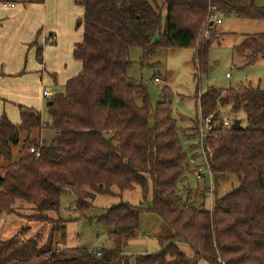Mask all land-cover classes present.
Segmentation results:
<instances>
[{
	"label": "trees",
	"instance_id": "1",
	"mask_svg": "<svg viewBox=\"0 0 264 264\" xmlns=\"http://www.w3.org/2000/svg\"><path fill=\"white\" fill-rule=\"evenodd\" d=\"M75 1L83 7V32L72 56L81 67L46 103L50 122L42 126L40 111L20 104L18 124L4 112L0 116V160L6 162L0 164V213L24 219L15 232L0 236V264H129L124 248L139 227L141 209L157 214L172 235L164 249L134 256L135 264H197L201 259L264 264V89L208 86L198 96L203 116L218 114V104L245 116L242 129L225 128L205 138L214 187L228 174L239 181L209 208L179 194L186 190L190 167L172 115L171 91L163 86V100L153 107L145 87L127 74L133 47L146 55L194 45L197 69L207 71L210 36L215 35L209 16L264 20V6L256 0ZM204 30L209 36L199 40ZM235 49L248 53L249 63L264 57V31L245 37ZM41 51L37 45L39 62ZM46 127L54 130L49 144L41 140ZM13 145L23 152L16 160ZM135 188L137 205L120 199L97 216L109 229L112 248L97 254L57 246L55 234L64 236L62 194H72L79 211L92 207L98 194L121 197ZM19 209L29 212L22 216ZM178 241L190 246V255Z\"/></svg>",
	"mask_w": 264,
	"mask_h": 264
},
{
	"label": "rangeland",
	"instance_id": "2",
	"mask_svg": "<svg viewBox=\"0 0 264 264\" xmlns=\"http://www.w3.org/2000/svg\"><path fill=\"white\" fill-rule=\"evenodd\" d=\"M49 2V7L52 6L54 10L53 18L57 14L59 20L65 25L66 22L67 25H71L75 36L82 33L83 26L82 24L78 25V22L83 18V8L75 0H49ZM256 4L264 6V0H256ZM213 28L215 35L210 36L207 71H198L197 63L193 59L194 45L158 48L146 55L143 54L141 48L133 47L129 52L130 62L127 67V74L132 82L142 84L147 90L153 107L157 102L163 100V86L166 85L171 91L169 101L172 115L176 120L178 136L186 154L187 164L190 167L189 170L185 171L186 179L183 186L186 190H181L179 194L183 200L195 199L198 202L196 205L202 202L209 208L212 206L215 197L225 195L236 187L239 181L236 175L228 174L221 177L217 186L214 187L212 175L205 159L208 149L205 141L200 143L198 136L201 122L198 96L206 91L208 86L221 90L242 86L264 89V57L249 63L248 53H238L235 49V46L245 37L264 31V20L224 15L219 18L218 22L214 23ZM208 36L206 30H204L199 36V40L208 38ZM158 38L159 35L155 34L154 39ZM47 44H50V41H47ZM52 55L50 54L48 57L46 71L54 68L58 69V83H52L49 79L50 76L42 68L41 72L44 79L43 85L49 87L52 92L57 93L64 91V81L66 79L62 77L64 70L66 74L73 73L79 69V63L73 58L66 42L62 43L59 56L53 53ZM61 70L63 71L61 72ZM155 77L159 78L160 82L155 81ZM31 82L33 84V80ZM33 85L38 89L36 84ZM36 88L32 86V98L28 100L32 105L25 107V109L27 111H40L42 122L49 123L50 118L46 108L47 100L42 101L35 95ZM135 98L137 104H141V96L136 95ZM6 107H8L6 108L8 118L12 122L13 120L20 121L18 106L9 105ZM217 107L219 116H226L230 121L238 118L241 125L245 124V116L242 112H231L228 105L220 106L218 104ZM53 137L54 130L52 128L42 129L41 140L45 144H49ZM22 154L23 152L19 150L18 146H12V160L18 159ZM192 159L193 161H191ZM0 164L3 166L6 162L2 159ZM196 165L203 168L201 177H196L193 173ZM120 195L121 197L112 194H98L93 200L92 207L76 211L74 196L70 193L62 194L59 214L65 219L64 236L61 238L60 232L55 234L57 246L59 248H86L93 251L112 248L114 245L108 236L109 229L105 223L97 218L100 209L117 203L120 199L133 205H137L140 200L138 188L124 191ZM28 212L19 209L17 214L23 216ZM23 220L22 217L16 215L10 216L0 213V236L4 237L15 232L24 223ZM30 224L32 226L31 230H33L35 223L30 222ZM171 235L170 227L157 214L141 209L139 211V227L124 248V254L129 258V264H135L134 256L138 254L154 253L164 249L169 243L168 238ZM178 244L187 255L191 254L192 251L188 244L180 241H178ZM197 264L208 263L201 259Z\"/></svg>",
	"mask_w": 264,
	"mask_h": 264
},
{
	"label": "crops",
	"instance_id": "3",
	"mask_svg": "<svg viewBox=\"0 0 264 264\" xmlns=\"http://www.w3.org/2000/svg\"><path fill=\"white\" fill-rule=\"evenodd\" d=\"M49 4V0H33L29 3L23 0H0V116L4 112L8 117L6 106L9 105L30 107L32 104L28 100L32 98V86L36 88L33 84L38 86L35 95L43 101L41 92L47 86L43 85L42 69L50 76L52 83H58L59 70L54 68L46 71L48 57L52 53L59 56L63 42L67 43L72 54L74 44L82 39V33L75 36L72 26L67 25V22L65 25L57 14L53 18L54 10ZM37 45L42 46L41 62L36 56ZM78 63L79 69L73 73L66 74L63 69L62 77L66 78L64 84L78 73L81 67Z\"/></svg>",
	"mask_w": 264,
	"mask_h": 264
},
{
	"label": "built area",
	"instance_id": "4",
	"mask_svg": "<svg viewBox=\"0 0 264 264\" xmlns=\"http://www.w3.org/2000/svg\"><path fill=\"white\" fill-rule=\"evenodd\" d=\"M9 4L10 6H13L12 3ZM221 16H223L222 13H213L209 17L210 20L215 23L219 21V18ZM155 81L160 82V79L155 78ZM41 95L44 99L49 100L54 95V92H52L48 88H44L41 92ZM200 121L201 122L199 124V130H198L200 143H203L207 136L216 135L221 129L230 128V125L232 123V121H230L226 116H219L218 114L215 113H209L205 116L201 114ZM42 126H45V123H42ZM202 148L204 150V147ZM29 151L35 153L36 155L39 154L38 150L35 149L34 147H30ZM205 159H206V155H205ZM202 172H203V168L201 166L198 165L194 166L193 173L196 177H201ZM96 253L99 254L98 251H96Z\"/></svg>",
	"mask_w": 264,
	"mask_h": 264
},
{
	"label": "water",
	"instance_id": "5",
	"mask_svg": "<svg viewBox=\"0 0 264 264\" xmlns=\"http://www.w3.org/2000/svg\"><path fill=\"white\" fill-rule=\"evenodd\" d=\"M79 23H80V22H78V24H79ZM212 24H213V22L210 21V22H209V25H212ZM47 104H51V100H48V101H47ZM230 128L233 129V130H240V129H242L243 126L241 125L240 119L235 118V119L232 121V123H231V125H230Z\"/></svg>",
	"mask_w": 264,
	"mask_h": 264
}]
</instances>
